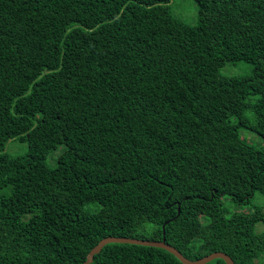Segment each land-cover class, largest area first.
Segmentation results:
<instances>
[{"label": "trees", "instance_id": "trees-1", "mask_svg": "<svg viewBox=\"0 0 264 264\" xmlns=\"http://www.w3.org/2000/svg\"><path fill=\"white\" fill-rule=\"evenodd\" d=\"M195 1L190 25L171 0H0V264H83L111 236L264 264L263 208L222 203L264 192V0ZM91 264L184 263L109 243Z\"/></svg>", "mask_w": 264, "mask_h": 264}, {"label": "rangeland", "instance_id": "rangeland-1", "mask_svg": "<svg viewBox=\"0 0 264 264\" xmlns=\"http://www.w3.org/2000/svg\"><path fill=\"white\" fill-rule=\"evenodd\" d=\"M170 7L172 13L177 18L181 19L185 23L190 25H196L199 21V6L195 0H171ZM254 70V64L245 60L227 61L220 71L226 76H245L249 75ZM256 96H249L248 101H255ZM234 119V118H233ZM235 120V119H234ZM239 134L241 139L257 148L263 145L261 136L251 130L244 127L239 128ZM28 150V141L22 137H15L8 141L5 152L11 156H20L26 153ZM66 150L64 144L56 147L48 156L47 162L51 167H55L58 163L60 155ZM9 192V189L0 191V194ZM222 203L224 212L226 215H230L235 212H253L256 207H261L264 210V192L257 191L252 200L246 204H240L234 202L230 196L225 195L222 197ZM205 221L206 218L203 217ZM257 230L262 231L264 229L263 223L257 224Z\"/></svg>", "mask_w": 264, "mask_h": 264}, {"label": "water", "instance_id": "water-1", "mask_svg": "<svg viewBox=\"0 0 264 264\" xmlns=\"http://www.w3.org/2000/svg\"><path fill=\"white\" fill-rule=\"evenodd\" d=\"M109 243H129V244L160 247L174 254L184 264H206L217 258L224 259L226 264H235L233 258L227 253L222 251L214 252L198 260L189 259L176 247L172 246L171 244H168L165 237L162 240H145V239H137L131 237H115V236L107 237L101 240L100 243L90 251L86 261L83 264H91L94 261L95 255L100 253L103 247Z\"/></svg>", "mask_w": 264, "mask_h": 264}]
</instances>
